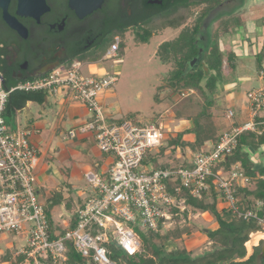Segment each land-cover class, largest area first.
Wrapping results in <instances>:
<instances>
[{
    "label": "built area",
    "instance_id": "built-area-1",
    "mask_svg": "<svg viewBox=\"0 0 264 264\" xmlns=\"http://www.w3.org/2000/svg\"><path fill=\"white\" fill-rule=\"evenodd\" d=\"M120 47L121 39L116 36L106 59L117 58ZM114 62L116 66L121 64L118 59ZM85 66L75 60L12 89H7L0 77V233L25 236L26 246L17 253L26 257L24 264L66 262L71 246L96 264H117L110 258L112 244L130 256L140 253L142 242L136 227L150 232L166 229L175 216L186 211L189 195L201 199L210 190L208 179L213 176L216 190L239 213L237 189L247 188L252 179L240 171L239 165L226 175H215L214 169L233 154L241 134L261 133L257 127L264 123L256 119L264 109V88L248 94L252 120L235 125L222 134L216 145L193 155V168H162L159 163L145 164L149 154L163 145L166 135L162 125L112 120V112L105 109L101 97L116 86L118 77L100 71L101 63L93 75H86ZM17 90L43 93L59 100L70 97L84 105L90 117L79 132L92 136L108 160L109 169L104 176L87 174L93 192L76 207L63 233L50 221L40 201L37 172L42 153L32 140L33 131L14 129L5 119L10 95ZM227 118L235 119L233 110ZM69 133L71 139L77 138L75 129ZM239 215L258 220L264 228V217L250 211Z\"/></svg>",
    "mask_w": 264,
    "mask_h": 264
},
{
    "label": "rangeland",
    "instance_id": "rangeland-1",
    "mask_svg": "<svg viewBox=\"0 0 264 264\" xmlns=\"http://www.w3.org/2000/svg\"><path fill=\"white\" fill-rule=\"evenodd\" d=\"M192 1L197 2L201 0ZM194 5L190 8L191 12L184 24L174 27L171 22L178 17L174 16L171 18L170 15H167L168 13L163 16L160 15L161 17L155 16L146 21L140 28L131 31L127 30L123 35H118L117 32H114L110 36L108 44L97 53H92L86 59H81L86 65L84 67L86 75H93L96 71V65L101 63L103 66L99 68L100 71L118 77L116 86L101 97L105 109L112 112L110 114L112 120L121 122L131 119L141 125L158 123L162 125L164 132L171 131L170 135L171 133L174 134L173 125H166L170 124V120L173 117L169 115L172 114L169 110L174 109L173 106L180 105L186 99L181 93L175 92L172 88L168 87L167 80L171 76L174 65L162 61L158 52L164 43L172 42L178 38L186 27H193L198 13L207 7L204 4ZM238 16H242L244 23L248 18L255 19L259 25V31L251 35L248 30L244 29V34H250V39L253 40L255 37H258V41L264 43V0H226L210 16L205 26L207 36L203 37V43L207 44L210 36L214 39V36L220 31H218V27L221 24L232 22L234 21V17ZM241 31L234 30L227 34L220 31V50L222 48V41L227 48L228 59L238 62L236 64L238 74L241 77L243 75L255 76L257 71L254 63L256 62L255 58L258 59V56H260L264 62V55L253 56L252 54V56H249L251 51L258 54L259 49L255 46L253 50H250L246 46H243V43L247 42L244 35H241V41L237 44H234L235 42L233 43L232 41L234 40H231V38L229 39L232 33L236 34L240 32L241 34ZM140 34L148 35L149 39L146 41L139 38ZM116 36H119L121 39L120 51L117 58L108 60L106 56L114 44ZM245 52L248 56H243ZM239 55H242V57ZM116 59L121 62L120 65H114V60ZM246 66L248 69H245ZM224 68L227 70L228 65H225ZM225 78L223 77L219 84L220 90L223 91L229 81ZM232 80L237 81V78ZM240 84H242L240 86L241 90L237 91L238 104L247 109L249 107L248 93L260 90L261 84L254 83L253 81L249 83L241 81ZM161 87L164 90L160 91ZM166 93H168V96ZM224 93L226 94V90ZM189 94V97L201 100L197 92L190 91ZM219 95L220 93L217 96L218 100ZM51 103L52 106L32 103L30 107L17 114L7 115L6 119L14 129H29L33 131L32 140L42 153L40 167L37 172L40 179L38 188L40 191V201L49 212L52 223L63 233L76 207L86 201L93 192V186H91L87 179V174L93 173L104 176L103 173L108 171L109 165H107L103 157L104 154L99 150L95 139L90 135H82L79 132L82 126L81 122L85 120H83L84 115L86 113L88 115L86 107L70 97L60 100L56 97H51ZM221 107L222 109L219 110L223 113L224 117L225 115L227 116L229 105L223 101ZM224 107L227 108L224 109ZM195 108V106L190 109L188 107L190 111L191 109L195 111ZM232 108L234 112H237L236 106ZM262 113L264 114V112ZM70 119L76 121L73 126V129L77 132L76 139H71L70 137V128L68 127ZM232 123L235 124L234 120ZM233 127L228 121L220 128L230 131ZM176 156L181 158V154L176 153L170 159H163L162 163L171 161L173 164H177L182 161L177 160ZM188 158L193 160L191 156ZM49 166L51 168L48 169V175L47 168ZM72 206L74 207L73 211H69L68 208ZM178 211L180 210L176 212ZM185 212H187V215L181 211L178 218L173 220L166 229L162 230V234L169 232L172 234L174 231H181L180 239L175 238L179 240H170L167 243L168 251L180 248L181 250L190 252L193 258L211 253L214 246L203 231L207 229L213 230L217 225L214 215L210 212L203 214L197 209L188 207V205ZM136 228L140 234L144 251L147 252V241L151 244V241L155 240V236H152V233L144 228L139 226ZM261 228L263 227L261 226ZM155 241L156 243L160 242L159 240ZM25 244V236L6 232L0 233V264H17V253L26 246ZM248 244L246 243V247H248ZM119 254V257L123 256L121 250ZM144 257L145 254L143 256L129 257V260L139 263L141 260H144ZM116 263L126 264L124 260L116 261ZM58 264H65V262H59Z\"/></svg>",
    "mask_w": 264,
    "mask_h": 264
},
{
    "label": "trees",
    "instance_id": "trees-1",
    "mask_svg": "<svg viewBox=\"0 0 264 264\" xmlns=\"http://www.w3.org/2000/svg\"><path fill=\"white\" fill-rule=\"evenodd\" d=\"M225 1L226 0H201L193 2L192 0H163L162 6L155 7L158 11L157 16H163L167 13L171 18L177 16L178 18L171 22L174 27H177L188 20L191 12L190 8H192L194 4L207 5L203 11L198 13L196 23L193 27H186L182 30L178 38L172 42L164 43L158 52L162 61L174 65L171 76L169 80H167L168 87L170 89L172 88L175 92L181 93L186 99L183 100L180 105H177L179 107L175 105L176 118L177 120H190L193 122L194 127L192 129H186L182 133H171V135V131L165 132L166 136L163 145L149 154L145 164L159 163L162 168H177L181 166L193 168V164L191 163L192 159L188 157L191 156L192 158L193 155L201 152V148L208 142H213V146L216 145L223 134L221 131L222 129H218L215 123L216 117L224 118L223 113L220 111L222 107L218 106L219 100L217 96L220 93L219 84L223 77L229 80L228 83L234 81L232 79H234V72L236 71V61L228 59L227 50L225 52L220 50V31L227 34L237 29L242 30L244 27V20L242 16H238L234 17V21L232 22L221 24L218 27V31H220L217 35L215 34L216 36H214V39L210 36L208 43H203L202 53L200 52L201 44L199 42V37L205 33L204 29L210 16ZM187 12L189 13L186 14ZM124 32L125 31H119L117 34L123 35ZM139 38L146 41L149 39L148 35L144 34H140ZM200 54L201 59L198 65L191 69L190 63ZM226 63L228 65L227 70L224 69ZM257 70L258 73L264 72L263 62L260 58L257 62ZM161 90H164L163 87L160 88V91ZM190 91L197 92L201 100H199V98L193 99L189 97ZM48 99V95L43 93L25 92L21 90L14 91L10 95L5 110V119L7 115L17 114L18 111L24 109L28 102L44 105ZM193 106L196 107L195 111L192 109L190 111L189 109ZM262 112H264V109L258 114L256 119L258 123H264V114L262 115ZM257 130H261V134L246 131L239 136L237 148L224 164L227 166L239 165L240 171L250 177L252 181L254 179L258 180L256 188L253 190H248L246 187H239L237 189V197L241 199L239 213L245 214L250 211L262 218L264 217V167L257 169L248 151L249 148L257 151L264 145V126L258 125ZM188 134H194V142L191 143L184 140V136ZM176 153L181 154V158L176 156V159L182 161L177 164H173L171 161L162 163L163 159H170L171 156ZM214 174H218V169H214ZM208 184L210 190L205 192L201 199L189 195L186 204L188 207L194 208L195 210L197 209L203 214L210 212L214 215L219 228L216 230L207 229L203 231L214 246L211 253L193 258L190 252L181 250L180 248L168 251L167 243L170 242V240H179L181 231H174L172 234L170 232L162 234L163 231L161 229L159 232H151L152 236H155V240H159L160 242L156 243L155 240H152L151 244H149L147 241V252L144 251V247L142 246L141 252L134 256H130L126 251L121 250L123 256L119 257L120 249L115 244H112L110 258L116 262L123 260L124 257L129 259V257L143 256L145 254L144 260H141L139 263L132 262L141 264L153 257L156 260V264H264V258L261 257L264 243H261L255 249V252L248 260L236 261V259L242 260L247 258L246 243L250 241L251 233L262 230L261 225L258 220L253 218L246 219L229 207L222 193L216 190L217 183L214 176L208 179ZM259 202L263 203L262 207L258 206ZM220 207H222V209H220ZM73 209V206L68 208L69 211H73ZM184 214L187 215V212H184ZM176 218H178V216H175L174 220H176ZM49 219L52 222L50 217ZM75 223L73 218L71 224L74 225ZM25 260V256L18 255L17 264H24ZM65 264L96 263L83 258L71 246L69 247L68 258Z\"/></svg>",
    "mask_w": 264,
    "mask_h": 264
},
{
    "label": "flooded vegetation",
    "instance_id": "flooded-vegetation-1",
    "mask_svg": "<svg viewBox=\"0 0 264 264\" xmlns=\"http://www.w3.org/2000/svg\"><path fill=\"white\" fill-rule=\"evenodd\" d=\"M151 1L104 0L101 8L81 18L72 0H0L4 86L12 89L61 65L82 62L108 44L114 32L138 29L157 16L155 7L163 4Z\"/></svg>",
    "mask_w": 264,
    "mask_h": 264
},
{
    "label": "crops",
    "instance_id": "crops-1",
    "mask_svg": "<svg viewBox=\"0 0 264 264\" xmlns=\"http://www.w3.org/2000/svg\"><path fill=\"white\" fill-rule=\"evenodd\" d=\"M244 16V15H243ZM245 17V16H244ZM258 20V19H257ZM244 29H246V30H248V32L249 33H251V35L252 34H255L257 31H259V25L257 24V22L255 21V19H252V18H248V20L247 21H245V23H244V27L242 28V31L240 30V29H237V31L239 30V31H241V34H240V32H238V33H236V34H234V33H232L231 35H230V37H229V39L231 38V40H234V41H232L234 44H237L238 42H240L241 40V35H244V36H246V40H247V42H244L243 43V46H246L248 49H250V50H253V48L255 47V46H257L258 47V49H259V53L257 54L256 52H254V51H251V53L249 54V56L251 55L252 56V54H253V56H257V55H261V56H263L264 55V43H261V42H259L258 41V37H255V39L253 40V39H250L251 38V35L250 34H244ZM205 30V29H204ZM221 45H222V48H221V51H223V52H225L226 50H227V48H226V46H224V44H223V42L221 41ZM238 47V46H237ZM237 47H235V48H237ZM226 49V50H225ZM235 52H237V51H235ZM240 57H242V55H239ZM243 56H248V55H246V52H245V54L243 55ZM259 58H260V56H258V59L257 58H255V61L256 62H254L255 63V66L257 67V62H258V60H259ZM257 59V60H256ZM260 59H262V58H260ZM263 62V61H262ZM238 62H236V64H237ZM225 65H227V63L225 64ZM263 67H264V62H263ZM225 69V68H224ZM245 69H248L247 68V66H246V68ZM257 69V68H256ZM238 69H237V67H236V71L234 72V79H236L237 78V81L236 80H234L232 83H228L226 86H225V90H226V94L224 93V91L223 90H220V95H219V102H218V106H221V104L223 103V101L224 102H226V104L227 105H229V108H228V111H227V114H228V112L230 111V110H233V108L232 107H234V106H236V110H237V112H234L235 113V119H234V123L235 124H233L232 122L233 121H231V120H229V119H227L226 120V115H225V117L224 118H220V117H216L215 118V123H216V125L218 126V129H220V127H222V125L224 126L225 125V123L226 122H230L231 123V125H233V126H240V125H243V124H245V123H247V122H249V121H251L252 120V118H251V115H250V104H249V107L247 108V109H245V107H243V106H239V104H238V101H239V99H238V97H237V91H240L241 89H240V86L242 85V84H240V82L242 81V82H257V83H260L261 84V89L262 88H264V72H261V73H258V70L256 71V74H255V76H247V75H243L242 77L238 74V71H237ZM222 92V93H221ZM250 93V92H249ZM248 93V94H249ZM166 95L168 96V93H166ZM32 103H35V102H28L27 103V105H26V107L24 108V109H26V108H28V107H30L31 106V104ZM44 105H47V106H52V103H51V98H49L48 100H47V102L44 104ZM174 107V109H170L169 111L173 114H169V115H171V116H173L172 118H171V120H170V124H166V125H173V127H174V132H178V133H182V132H184L186 129H192L193 127H194V124H193V122L192 121H190V120H186V119H181V120H177V118H176V112H175V106H173ZM227 107H224V109H226ZM24 109H22V110H24ZM21 110V111H22ZM21 111H18V112H21ZM234 111V110H233ZM261 111V110H260ZM259 111V112H260ZM17 112V113H18ZM259 112H258V114H259ZM169 113V112H168ZM226 113V112H225ZM262 115H263V113H262ZM89 117H90V115H89V113H88V115H87V113L84 115V118H83V120L84 121H82L81 122V124H83L84 122H86L87 120H89ZM64 119V118H63ZM79 121V120H78ZM76 123V121H73V120H69L68 121V124H69V128H70V130H71V128H73V126H74V124ZM263 126V125H262ZM223 133L226 131V129H224V130H221ZM261 131V130H260ZM259 134H261V133H259ZM184 140H186V141H188V142H194L195 141V136H194V134H188V135H185L184 136ZM213 142H208L203 148H201V150L203 151V149H208V148H210V147H212L213 146ZM248 151H249V153H250V158H251V160H252V162L254 163V165L256 166V168L257 169H260V168H263L264 167V145L263 146H261L260 148H259V150H257V151H255V150H253L252 148H249L248 149ZM104 158H105V161H107L108 162V160H107V158H106V156L104 155L103 156ZM100 166V165H99ZM233 166H227V165H225L224 163H222L221 165H219L218 167H216V169H218V173H220L221 175L223 174V175H226L227 173H228V171L232 168ZM49 168H51V166H49L48 168H47V174H48V172H49ZM49 175V174H48ZM259 178H262V177H259ZM257 179H254L253 181H252V184L251 185H249L246 189H248V190H253V189H255L256 188V184H257ZM60 190V189H59ZM239 200L241 201V199L239 198ZM207 214V213H206ZM217 223V222H216ZM219 228V225H218V223H217V225L213 228V230H216V229H218ZM258 233H262V234H264V228H262V230L261 231H256V232H253V233H251L250 234V241L252 240V235H254V234H258ZM249 241V242H250ZM248 242V243H249ZM261 243H264V239H261V240H259L258 241V243L257 244H255L253 247H252V250L250 251V249L248 248V247H246V249H247V255H248V257L247 258H244V259H236V261H246V260H248L252 255H253V253L255 252V249L261 244ZM252 251H253V253H252ZM251 252V253H250Z\"/></svg>",
    "mask_w": 264,
    "mask_h": 264
},
{
    "label": "water",
    "instance_id": "water-1",
    "mask_svg": "<svg viewBox=\"0 0 264 264\" xmlns=\"http://www.w3.org/2000/svg\"><path fill=\"white\" fill-rule=\"evenodd\" d=\"M104 0H72V7L76 9L78 15L83 18L87 16L88 14H92L95 10L101 8ZM150 4H157L161 5L163 4L162 0H153L150 2ZM203 37L204 35L199 37V42L201 44V49L200 52L202 53L203 51ZM201 59V54L195 58L191 63H190V68L193 69L195 66L198 65L199 61ZM261 257L264 258V246L262 249ZM124 262L126 264H135L126 257L123 258ZM141 264H156L155 258H150L148 261L141 263Z\"/></svg>",
    "mask_w": 264,
    "mask_h": 264
},
{
    "label": "bare ground",
    "instance_id": "bare-ground-1",
    "mask_svg": "<svg viewBox=\"0 0 264 264\" xmlns=\"http://www.w3.org/2000/svg\"><path fill=\"white\" fill-rule=\"evenodd\" d=\"M264 239V234L258 233L252 236V240L249 242L248 247L252 250V247L258 243L259 240Z\"/></svg>",
    "mask_w": 264,
    "mask_h": 264
}]
</instances>
